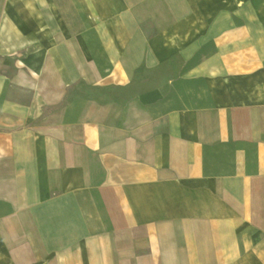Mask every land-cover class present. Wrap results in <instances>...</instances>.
<instances>
[{"label": "crops", "instance_id": "crops-1", "mask_svg": "<svg viewBox=\"0 0 264 264\" xmlns=\"http://www.w3.org/2000/svg\"><path fill=\"white\" fill-rule=\"evenodd\" d=\"M0 264H264V0H0Z\"/></svg>", "mask_w": 264, "mask_h": 264}]
</instances>
